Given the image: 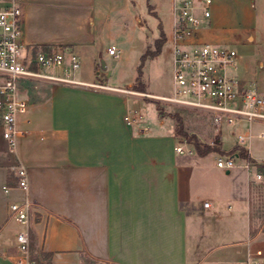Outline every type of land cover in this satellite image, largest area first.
Here are the masks:
<instances>
[{
  "label": "crops",
  "instance_id": "0c3cea01",
  "mask_svg": "<svg viewBox=\"0 0 264 264\" xmlns=\"http://www.w3.org/2000/svg\"><path fill=\"white\" fill-rule=\"evenodd\" d=\"M23 1L27 50L37 43L65 41L62 45L71 46L81 57L78 78L88 82L99 80L96 77L101 81L105 73L96 68L98 62L90 52L102 56L108 46H117L114 23L110 24L114 12L128 15L136 29H143L131 7L115 5L114 0L100 11L98 0ZM170 2L164 52L169 55L172 91ZM4 4L0 0V7ZM210 9L209 18L197 29L198 39L235 42L244 48L243 39L251 38L264 49V0H212ZM142 35L141 54L147 45ZM106 37L111 38L107 46ZM241 57L236 53L237 63ZM226 72L233 75L230 66ZM135 77L132 73L125 78V86H131ZM38 82L53 85L49 98L28 96L24 88ZM21 86L29 100L22 117L31 120L20 125L31 133L20 137L18 151L28 168L29 186L28 191L19 187L16 174L9 170L13 154L0 119V264H16L19 225L8 206L27 194L36 203L31 215V254L41 263L46 255L47 264H85L90 258L109 264H236L249 250L261 249L264 255V204L254 207L251 184L259 181L253 178L255 169L245 166V158L236 156L244 163L222 169L216 166V154L200 155L192 143L191 154L177 153L174 146L183 137L175 135V123L161 113L152 97L45 79H23ZM145 90L155 95L171 93ZM127 110L141 115L147 132L126 124ZM253 123L264 125L256 121L247 130L234 129L244 133L264 129L252 131ZM214 133L209 131L222 150L238 145L236 141L224 148L221 132ZM253 137L245 140L249 155L253 161L264 160V153L251 150Z\"/></svg>",
  "mask_w": 264,
  "mask_h": 264
},
{
  "label": "built area",
  "instance_id": "2783aa9c",
  "mask_svg": "<svg viewBox=\"0 0 264 264\" xmlns=\"http://www.w3.org/2000/svg\"><path fill=\"white\" fill-rule=\"evenodd\" d=\"M4 2L0 7V119L3 136L13 154L9 170L16 174L18 186L25 191H28L29 172L19 155L18 141L20 137L31 133L29 127L21 126L20 123L31 119L22 117L29 106V100L22 94L23 79H45L67 85L90 86L203 109L208 112L217 133L221 132L217 128L222 126L264 122V94L255 82L247 83L226 72V68L235 63V49L227 44L197 38L199 25L210 16L212 0H173V25L169 37L172 91L168 95L137 92L131 90V87L113 86L100 80L88 82L78 78L81 57L71 46L59 45L36 52L32 49L28 51L22 31L24 1ZM107 51L116 58L121 56V50L115 44L108 46ZM123 118L126 124L135 127L139 133L148 131L147 126L141 123V115L127 110ZM231 133L236 134L237 144L246 150L249 149L245 142L248 137L264 138V129L257 133L233 129ZM205 143L212 144L213 141ZM189 144L183 137L174 149L177 153L191 154L193 149ZM236 156V153L229 152L219 154L215 159L216 166L230 169L236 163ZM249 165V162H245L246 167ZM253 178L264 184L262 172L255 169ZM4 189L8 191L9 186L5 184ZM203 205L208 206L209 202L205 201ZM8 209L10 216L19 225L15 263L42 264L31 254V215L36 209V203L27 194L22 200L11 201ZM236 264H264V255L261 249L249 250L245 259Z\"/></svg>",
  "mask_w": 264,
  "mask_h": 264
},
{
  "label": "rangeland",
  "instance_id": "374dc122",
  "mask_svg": "<svg viewBox=\"0 0 264 264\" xmlns=\"http://www.w3.org/2000/svg\"><path fill=\"white\" fill-rule=\"evenodd\" d=\"M112 1L113 0H98V11L102 9L105 10L107 7L112 5ZM114 3L115 5H120L123 8L131 7L133 15L138 16L139 20L142 21L141 26L143 29H136L128 15H118L117 11L114 12L115 15L111 17L112 22L110 24L112 25V23H114L113 30L117 34L116 43L117 47L121 50V57L115 58L114 56L109 55L106 52L102 53V56L98 53V56L96 57V53L90 52V50L92 49L91 46L88 49L89 51H86V53L90 52L91 57L97 60L98 65L96 66V68H100L101 74L105 72L103 74L104 77L101 79V81L107 80L111 85L123 87L126 85L125 78L130 77L132 73L134 74V76H136L137 66L140 63L141 55L138 47L143 37L142 33H144L147 45L144 49V52H146V57L141 65V75L140 78L136 79L135 77L133 79L131 86L126 87H131V90L137 92L146 91L145 89H147L160 93H170L171 65L169 55L164 52L166 33L169 31L170 27V0H114ZM30 12H32V9L30 10ZM125 16L127 17L126 19ZM157 39L161 43V51L156 56H153V53H151V51L155 50V40ZM250 39H243L242 43L245 49L240 48L239 45L235 42L229 44L235 49L236 53L242 56L238 63L237 59L235 58L236 62L234 64L236 66H230V72L233 73V75L238 79L245 78L247 83L255 82L257 88L264 93V79L262 78L264 74V49L263 46L256 40L251 41ZM105 41V45L107 46L109 42H111V38L106 37ZM62 44H65V41L43 44L37 43L34 44L32 50L36 52L41 49L51 48ZM96 45L97 39H95L92 43L93 47ZM99 47L100 46H98V49H100ZM90 55L87 56V58L90 57ZM101 58L105 60L107 68H103ZM260 61L263 63V65H259ZM246 64H248V68L245 70ZM96 79L100 80L99 77H96ZM49 86L53 85L47 84L46 82H38L37 84L34 83L26 86L24 90L27 88V94H29L28 96L31 99H39L42 97H46V95L49 98ZM29 89H32L31 93H29ZM154 100L155 106L159 108V110H161V113L165 114V116L167 117H170L174 123L175 120L171 115L174 112L180 113L183 119L184 128L190 132L191 130L198 132L197 135L192 131L202 142L216 141L218 142V144H220L219 141L216 140V137H212L209 135V131L211 134L215 135L214 132L216 128L211 122L208 112L203 109L191 106L167 102L159 98H154ZM238 127L241 131L247 130V128H249V123L243 122L234 126H222V128H217L219 131L221 130L220 139L224 148H229L236 144L235 135H232L229 132H231L230 130ZM262 127H264V125H257L253 123L252 131L255 132L257 131V129ZM250 145L253 152L257 154L264 153L263 137H253ZM213 154H216V156H218L220 153L214 152ZM236 162L244 163L241 158H236ZM245 162H249L250 168L253 169H257L258 164H264V160L258 159H254V161H252L245 158ZM251 193L253 194V202L255 204V208L258 207V204H264V185H262L260 182L258 183L253 181L251 184ZM47 259L48 256L44 255V261L42 262V264H47L45 262V260ZM85 264H109V262L105 260L90 258L85 262Z\"/></svg>",
  "mask_w": 264,
  "mask_h": 264
},
{
  "label": "trees",
  "instance_id": "16d2710c",
  "mask_svg": "<svg viewBox=\"0 0 264 264\" xmlns=\"http://www.w3.org/2000/svg\"><path fill=\"white\" fill-rule=\"evenodd\" d=\"M45 47H48V46H45ZM155 47H156L155 50L151 51V53H153V55L157 54L160 51L161 43L158 39L155 40ZM145 57H146V52H143L140 55V63L137 66L136 79L140 78L141 65H142ZM171 116L175 120V127H174L175 135L185 137L189 143L193 144L195 151L198 154L205 155V154L210 153V152H213V153L216 152V153H220V154L226 153V151L222 150V148H221L220 144H218V142L215 141L212 144L201 142L195 133L188 132L184 128L183 119H182V116L180 115V113L174 112ZM227 152L237 153L238 156L243 157V158H247V159L253 161V159L249 155V152L242 146L237 145L236 147H234V149L229 150ZM257 170L264 174V164H258Z\"/></svg>",
  "mask_w": 264,
  "mask_h": 264
},
{
  "label": "water",
  "instance_id": "95a60500",
  "mask_svg": "<svg viewBox=\"0 0 264 264\" xmlns=\"http://www.w3.org/2000/svg\"><path fill=\"white\" fill-rule=\"evenodd\" d=\"M101 61H102L103 66H105L106 65L105 60L102 58ZM226 172H229V170H226Z\"/></svg>",
  "mask_w": 264,
  "mask_h": 264
}]
</instances>
